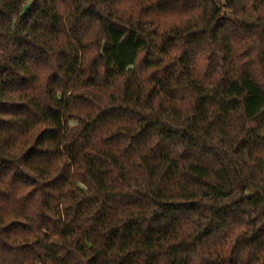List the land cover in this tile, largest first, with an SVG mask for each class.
Segmentation results:
<instances>
[{
	"label": "clouds",
	"instance_id": "9594fccd",
	"mask_svg": "<svg viewBox=\"0 0 264 264\" xmlns=\"http://www.w3.org/2000/svg\"><path fill=\"white\" fill-rule=\"evenodd\" d=\"M12 3L7 23L0 20V62L8 63L10 55L18 59L14 67L30 77L25 84L34 103L55 107L54 98L62 95L68 100L78 93H115L116 103L135 113L99 125L84 148L116 159L118 165L105 168L125 172L124 180L98 184L79 177L77 165L69 182L57 181L58 190L49 194L53 186L44 185L58 175L57 160L37 153L36 180L27 188L0 182L11 193V206L0 213L29 225L0 230V264H87L93 256V264H264V0H35L22 18L21 9L32 0ZM113 31L134 34L138 45L122 72ZM253 98L258 107H250ZM116 130L125 135L105 143ZM68 142L59 143L56 157L67 160ZM197 159L207 161L205 179L214 187L178 179ZM173 162L177 179H148L150 169ZM82 179L91 191L78 190ZM89 196L96 202L78 215L75 205ZM181 198L199 202L156 203ZM130 199L136 206L119 207ZM109 204L106 218L93 219ZM129 217L140 221L130 236L120 227ZM165 219L177 221L167 238L157 235ZM66 226L71 234L62 235ZM113 228H120L114 239ZM178 238L181 250L170 247Z\"/></svg>",
	"mask_w": 264,
	"mask_h": 264
},
{
	"label": "trees",
	"instance_id": "16d2710c",
	"mask_svg": "<svg viewBox=\"0 0 264 264\" xmlns=\"http://www.w3.org/2000/svg\"><path fill=\"white\" fill-rule=\"evenodd\" d=\"M35 0L32 3H28L26 7L21 9V17L27 16L32 11ZM15 9L12 0H0V20L7 23L9 19V12ZM187 23V21H184ZM168 25H175L179 23L177 20H168L165 22ZM2 36V33H0ZM123 32L113 31L114 38V55L117 56L120 62V71H124L126 67L130 66L131 59L134 58V50L138 45L136 38L133 35L131 37H124ZM15 38H13V42ZM127 41L126 47H122ZM31 43V41H29ZM40 47V45H36ZM107 47V46H105ZM8 63L0 62V182L6 181L8 186L11 187L13 183L17 187H28V181L36 180V176L32 174L34 171V165L38 164L41 157L37 153L50 154L57 160V166L59 173L53 179L47 181L44 187L53 186L50 188V193L57 191V181L64 180L65 184L71 179L70 169L74 166H79V171L76 173L79 177H90L94 182L103 184L105 179H111L114 183L117 180H124L126 173L118 171L116 168L106 169L105 166L111 162L113 165H118L119 162L116 159L109 158L105 160L102 155H96L93 153L84 152V148L89 143L92 135L98 130L99 125L107 122L113 118H123L122 114L135 113L134 108L126 106V103H116L115 93L108 94L107 96L97 95H84L78 93L75 97L65 100L64 96L54 98L56 106L47 104L44 106L34 103L33 98H30L28 93L30 88L25 84L30 77L22 75L16 70L15 65L20 62L14 56L8 57ZM63 70V66H61ZM67 72L72 73L73 69L71 65L67 67ZM57 76L56 73L52 74L53 79ZM127 83V82H126ZM124 96L127 97L128 88H124ZM154 91V90H153ZM51 96V93H49ZM151 95V93L149 94ZM7 97V98H4ZM260 101L256 98L250 102V107H258ZM227 111V109H225ZM108 114V115H106ZM175 111L172 115H175ZM139 115V113H136ZM42 117V119H37ZM66 117V118H65ZM142 119H147L143 117ZM158 122V121H157ZM152 123V121H149ZM55 125L47 126V125ZM147 127V124L145 125ZM143 129H141L142 134ZM56 134V135H53ZM125 133L116 130L112 135L108 136L105 143L117 142ZM208 135V133H205ZM64 139H68L69 142L64 145V150L68 153L67 160L56 157V154L60 152L59 143ZM135 139V137H133ZM222 142V140L217 141ZM39 146V147H38ZM205 147L214 149L216 147L213 143L205 144ZM211 155V153H208ZM167 159L166 157H163ZM24 164L21 165L20 162ZM71 161V164L68 163ZM51 163V161H49ZM99 165V168L97 166ZM143 167V164L140 165ZM178 168L175 162L169 164L167 168L161 170L159 168H153L148 171V179L154 180L157 176L161 183L166 180L177 179L173 169ZM27 169V170H26ZM209 167L207 161L203 159H197L196 162L188 166V169L180 173L179 180L185 184L195 188H206L212 185L211 179H205L209 173ZM115 172V176L111 175ZM67 174V175H66ZM215 176V173H213ZM218 178V177H217ZM83 187L77 185L80 192L91 191L89 185L81 180ZM214 187V185H212ZM35 190V189H33ZM139 191V189H137ZM32 192L27 193V197H30ZM119 195V194H113ZM130 195V194H127ZM141 196L146 197L147 193L141 192ZM25 197V199H27ZM96 197H84L76 205V211L79 215L83 211V207L86 204L96 202ZM195 199H179V200H159L156 203L162 206H170L174 204H191L198 203ZM113 203H116L113 200ZM11 206V193L4 191L0 187V209L3 207ZM46 206V205H45ZM135 199L122 200L119 203V207L130 208L134 207ZM229 205H225L228 207ZM112 205L109 204L107 209L101 206V210L96 213L97 217L106 218L109 211H112ZM49 221L52 217H47ZM152 220L155 221L156 217L153 216ZM59 223V221H57ZM177 223L175 220L164 221V228L157 233V235L167 238L172 231V227ZM0 225H2L3 231H7L8 228H12L15 225H23L28 228L29 225L25 223L24 218H17L11 212L5 216L0 213ZM127 230L130 236L133 232L139 230L140 221L135 217H129L124 219V223L120 226ZM120 228H113L109 233L111 238H115V234H119ZM69 227H65L62 235H69ZM255 238V236L253 237ZM179 239V243L170 245L171 248L181 250L183 247V240ZM37 243H39L37 241ZM79 243V241H77ZM24 247H31V245L25 244ZM97 259L93 256L87 261V264H93V261Z\"/></svg>",
	"mask_w": 264,
	"mask_h": 264
}]
</instances>
